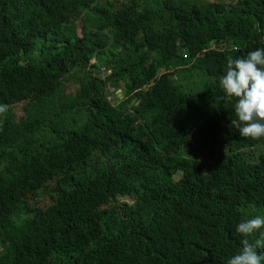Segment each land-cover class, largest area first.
Listing matches in <instances>:
<instances>
[{"label":"trees","instance_id":"trees-1","mask_svg":"<svg viewBox=\"0 0 264 264\" xmlns=\"http://www.w3.org/2000/svg\"><path fill=\"white\" fill-rule=\"evenodd\" d=\"M258 47L264 0H0V115L35 110L0 122V264H226L264 214V138L218 79ZM96 59L107 80L42 117Z\"/></svg>","mask_w":264,"mask_h":264},{"label":"clouds","instance_id":"clouds-1","mask_svg":"<svg viewBox=\"0 0 264 264\" xmlns=\"http://www.w3.org/2000/svg\"><path fill=\"white\" fill-rule=\"evenodd\" d=\"M101 69L104 77L106 68ZM109 76H94L93 79L106 81ZM218 86L224 96L234 98L235 118L230 123L239 135L264 138V48L258 47L235 58L229 56L219 76ZM109 95L107 89L105 96L110 101ZM0 110H3L2 106ZM235 232L242 237L255 235V238L251 241L241 239L238 251L226 259V264H264V214L246 217L236 224Z\"/></svg>","mask_w":264,"mask_h":264},{"label":"rangeland","instance_id":"rangeland-1","mask_svg":"<svg viewBox=\"0 0 264 264\" xmlns=\"http://www.w3.org/2000/svg\"><path fill=\"white\" fill-rule=\"evenodd\" d=\"M179 1H182V2L186 1L190 3L191 5H204V4H209V3L210 4L228 3V0H179ZM120 51L121 50L107 52L108 58H112L113 54H115L117 56L116 58H114L115 60H118V61L122 60L123 56L118 57ZM100 62L101 61L98 59L92 62L91 66H95V67L91 68L88 75L81 74L78 77L74 75L72 76L70 75L66 80L67 82L65 83V87L62 89L61 92L58 93V96L52 101L51 105L49 107L40 109L39 114L42 117H47L48 115L53 113L55 110L59 109L62 103L65 102L67 98L69 97L74 98L75 94L78 92L80 88V85H79L80 83H87L89 81L91 82L94 80L93 79L94 76L99 77V78H106L108 75H110L107 71H105V76L104 77L102 76L100 70H103V69H98V68L104 67V66L100 65ZM108 69L110 70L111 68H108ZM201 81H202V78H200L197 75L193 79L192 85L194 87L199 86V83H201ZM108 85H109L108 91L110 93V99L113 101L114 104L118 105L123 100V89L122 88L124 84L120 79H118V80H113V81L108 80ZM190 87H192L191 84H190ZM34 114H35V110H32V108L29 107L28 105L25 107L24 105L17 106L13 110L3 111L0 115V122H4V120H7L8 118H12L15 121H17L18 124H20L23 121L32 120L31 117H33ZM1 253H2V250L0 248V254Z\"/></svg>","mask_w":264,"mask_h":264},{"label":"crops","instance_id":"crops-1","mask_svg":"<svg viewBox=\"0 0 264 264\" xmlns=\"http://www.w3.org/2000/svg\"><path fill=\"white\" fill-rule=\"evenodd\" d=\"M1 248V247H0Z\"/></svg>","mask_w":264,"mask_h":264}]
</instances>
